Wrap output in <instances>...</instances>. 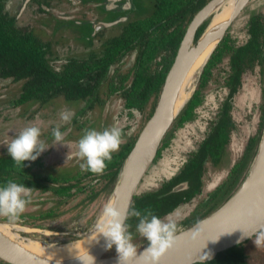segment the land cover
Wrapping results in <instances>:
<instances>
[{
    "label": "rangeland",
    "instance_id": "374dc122",
    "mask_svg": "<svg viewBox=\"0 0 264 264\" xmlns=\"http://www.w3.org/2000/svg\"><path fill=\"white\" fill-rule=\"evenodd\" d=\"M42 1L44 2V0H7L6 9L15 15L16 24L19 27H32L43 39L50 40L49 57L57 67L72 57L83 58L92 52L101 53L104 40L118 34L120 24L130 18L142 17L153 9L155 2V0H131L132 6L120 12L127 16L124 21L112 26L101 27L93 36L92 24L87 23L89 22L87 19L95 18L97 12L94 13V9L97 11L99 6H93V9L90 5L92 2L87 0H48L49 2L44 3L51 6L48 12L47 9V11L41 9L45 6L39 3ZM98 4L101 5V2ZM254 13H259L264 17V0H249L226 29L224 36L228 35L231 45L237 46L249 39V20ZM97 19H99V12L94 22ZM194 43L196 42L193 40L192 44L196 46L197 44ZM135 58V51L128 52L112 67L111 73L116 68L121 72L132 70L136 62ZM262 68V65H256L253 72L246 75L242 87L234 95L231 113L235 128L231 133L230 142L221 163L215 166L208 162L203 177L202 191L192 201L180 205L161 218L164 219L171 215V218L178 224V231L185 228L186 222L192 219L194 214L206 209L208 206L206 200L209 195L225 181L233 164L241 155L248 136L256 131L263 102L264 73ZM228 70L229 57L225 56L223 61L214 68L208 89L198 103L192 106L188 117L178 118L182 112V109L180 110L165 131L156 153L157 158L145 172L136 194L158 189L179 171L199 147L218 119L228 94V86L225 84ZM199 73L196 74L194 90L200 76ZM109 77L102 82L99 88L103 101L96 103L85 113L83 109L86 107L87 100H68L62 96H56L40 105L36 99L22 98L24 80L0 78V154L8 153L7 144L15 139L24 128L37 126L41 129L40 138L48 148L35 160L41 163L36 164L34 170L44 175L51 174L60 177L82 171L79 165L83 161L77 157L76 153L78 151L77 142L83 135L84 129L103 131L115 125L125 132L122 143L129 138L137 139L158 99L151 97L142 111L128 107L120 90H110L120 85L121 75ZM63 111L73 113L70 123L61 121L60 114ZM57 126L64 134L63 145H54L52 130ZM82 183L90 185V188L86 192L69 197L64 204L57 200L58 196L52 191L32 190V203L27 206L20 219L10 221L0 216V223L6 222V224L15 226L13 230L24 238L47 244L61 245L74 239H81L85 232L95 226L111 195V192L106 190L108 179L103 176L88 177L83 179ZM92 190L99 191L98 197L84 205L83 202L86 201H82L84 196L87 197V192ZM222 195L221 192L218 197L221 198ZM47 209H54L53 216L40 219ZM56 213L58 214L55 216ZM132 233L137 248L147 245L146 239L139 237L136 230H132ZM261 233H264V230L244 243L249 264H264V245L257 246L254 243ZM111 254H117L115 246L105 255ZM0 264L11 263L0 257Z\"/></svg>",
    "mask_w": 264,
    "mask_h": 264
},
{
    "label": "trees",
    "instance_id": "16d2710c",
    "mask_svg": "<svg viewBox=\"0 0 264 264\" xmlns=\"http://www.w3.org/2000/svg\"><path fill=\"white\" fill-rule=\"evenodd\" d=\"M6 1L0 0V78L24 80L22 98L36 99L40 105L56 96L68 100H87L83 109L85 113L96 103L103 101L99 90L102 82L109 76L113 77L117 74L121 75V83L110 90H120L128 107L142 111L151 97L158 99L188 25L198 10L209 0H155L151 11L142 17L130 18L120 24L119 33L104 40L101 53L92 52L83 58L72 57L59 67L55 66L49 57L50 40L43 39L32 27H19L15 15L7 11ZM47 2L49 1L44 0L43 4ZM209 21L210 17L197 28L195 42ZM248 30L249 39L237 46L229 43L227 34L223 36L204 65L196 88L178 117L180 119L188 117L192 106L198 103L208 89L214 68L225 56H228L229 70L225 76L228 94L218 119L179 171L158 189L137 193L130 208L134 207L142 212L151 209L155 215L163 218L180 205L192 201L202 191L208 162L215 166L221 163L235 128L231 113L234 95L242 87L246 75L253 72L256 65H262L264 73V17L259 13L252 14ZM131 51L136 52L133 69L121 72L116 68L111 73L112 67ZM156 104L149 117L153 114ZM261 109L258 127L248 136L243 151L233 164L227 178L209 195L206 209L196 213L197 215L194 214L193 218L186 222L185 227L194 224L219 207L246 176L264 131V83ZM135 141L136 138H129L121 144L120 150L113 154L112 162L102 175L108 179L106 190L109 193L113 192L121 166ZM23 163L30 166L18 168L8 153L0 154V186L6 184L8 180H13L34 191H52L58 196L57 200L61 204L66 203L69 197L86 192L90 188V185L82 183L83 179L98 177L87 171L60 177L44 175L34 170L35 165L41 162L24 161ZM185 180L189 183L188 188L176 192L170 191L174 185ZM221 192L223 195L219 198ZM98 193L99 191L95 190L88 191L87 197L84 196L82 200H86L83 204L95 200ZM53 210L47 209L40 219L53 216ZM27 215L31 214L27 213ZM128 223L131 225L130 231L136 230L138 223L136 218H130ZM244 243L218 252L214 259L206 261L205 264H249Z\"/></svg>",
    "mask_w": 264,
    "mask_h": 264
},
{
    "label": "water",
    "instance_id": "95a60500",
    "mask_svg": "<svg viewBox=\"0 0 264 264\" xmlns=\"http://www.w3.org/2000/svg\"><path fill=\"white\" fill-rule=\"evenodd\" d=\"M219 1L222 0H209L192 18L179 45L174 61L166 75L154 112L145 123L131 151L124 160L118 180L113 189V191L116 192L121 186L119 189L120 194L118 203L117 206H115L116 208L119 207L118 210L121 212H127L131 207L137 186L153 162L165 131L188 101L187 99L184 102L169 124L159 132L155 139L153 154L148 166L140 176L134 174L135 176L133 179V173L138 167V160L144 150L145 144L155 126L159 123L160 119L168 109L170 102L174 97V93L182 79L183 69L186 66L185 62L189 58V40L193 42L197 28L206 18L209 17L210 10L219 3ZM248 1L249 0H241L240 4L234 9L223 34L210 51L207 59L200 68L199 74H201L211 53L223 38L226 29ZM118 21L119 19L100 22L96 24V27L99 29L100 27L112 26ZM210 24L211 23L209 22L199 39L194 43L197 44V48H201V45L205 43V35ZM259 150L260 147L258 148L257 153H259ZM257 153L256 155H258ZM254 160L244 179L227 200L194 224L178 231L177 235L179 236V239L177 245L173 249L167 251L160 258L159 264H194L198 261L199 255H204L205 253H211V259L209 260H212L216 257L218 252L238 245L237 240H241V243H244L260 231L264 230V153L255 166H253ZM188 186L189 183L185 180L174 185L170 191H180L188 188ZM113 194H111L110 197H112ZM87 233H89V231L85 232L83 235H86ZM146 246L138 248L137 257L130 260L128 264H142L140 254ZM108 250L109 249L106 248L104 240L88 257L58 264H118V254L105 255ZM0 257L4 258L11 264H32L26 261L16 260L1 250Z\"/></svg>",
    "mask_w": 264,
    "mask_h": 264
},
{
    "label": "clouds",
    "instance_id": "9594fccd",
    "mask_svg": "<svg viewBox=\"0 0 264 264\" xmlns=\"http://www.w3.org/2000/svg\"><path fill=\"white\" fill-rule=\"evenodd\" d=\"M73 117L71 111H63L60 114L61 121L70 123ZM41 129L37 126L24 128L15 139L7 144L8 154L11 156L18 168L28 167L24 161H35L48 146L41 140ZM54 145H63L64 134L60 127L53 128ZM124 132L118 126L105 128L103 131L95 129H84L83 135L77 142V157L83 161L79 167L96 176H102L113 160V154L120 150ZM32 203V188L24 184L8 180L0 186V216L10 221L20 219L29 204ZM130 218H136V233L139 237L146 239L147 246L140 254L142 264H159L160 258L169 250L173 249L179 236L178 224L171 215L161 219L151 209L143 212L134 207L127 212H121L113 204L104 208L102 218L98 219L94 226L99 236L105 239L107 249L115 246L118 254V264H128L130 260L137 257L138 248L134 243V234L130 231ZM242 239V238H241ZM241 243V240H237ZM255 245H264V233L254 240ZM206 246V245H205ZM191 259V258H190ZM211 259V253L199 255L197 264H205Z\"/></svg>",
    "mask_w": 264,
    "mask_h": 264
},
{
    "label": "bare ground",
    "instance_id": "6f19581e",
    "mask_svg": "<svg viewBox=\"0 0 264 264\" xmlns=\"http://www.w3.org/2000/svg\"><path fill=\"white\" fill-rule=\"evenodd\" d=\"M240 2L241 0H222L210 10L209 22L211 24L209 25L205 35V43L201 45V48H197L192 44L191 40H189V58L185 62L186 66L183 69L182 79L174 93V97L170 102L168 109L160 119L159 123L155 126L152 134L145 144L144 150L138 160V167L133 173V179L135 175L140 176L148 166L153 154L156 137L159 132L169 124L176 112L189 98L196 80V74L200 71V68L207 59L210 51L223 34L232 12L240 4ZM259 147L260 150L259 153H257L258 155L255 157L253 166L259 162L262 154L264 153V131ZM119 189L116 192L113 191L111 193L113 194L115 192L112 197L108 199L105 207L109 204L117 206L120 194ZM118 208L119 207H117V209ZM101 218L102 215L99 219ZM13 228H15V226L6 224V222L0 223V250L16 260L26 261L32 264H58L83 259L93 253L95 249H97V247L105 240L102 235L99 236L93 227L91 231H89V233L84 235L81 239H74L75 241L73 240L61 245L47 244L31 238H24L15 232Z\"/></svg>",
    "mask_w": 264,
    "mask_h": 264
},
{
    "label": "flooded vegetation",
    "instance_id": "af4514ba",
    "mask_svg": "<svg viewBox=\"0 0 264 264\" xmlns=\"http://www.w3.org/2000/svg\"><path fill=\"white\" fill-rule=\"evenodd\" d=\"M87 1L92 2L90 4V5H92V8H93V6H97V7L99 6V9H97V11L93 8L94 13L97 12L95 14V18L92 17L93 19H87V20H89V22H87V23L92 24V27H93L92 35L93 36H95V34H97V31L100 30V28H101L100 27L99 29H97L96 24H98L100 22H104V21H113V20H117V19H119V21L114 23V24H117V23L124 21L127 18V16L122 15L120 12L126 10L127 8L129 9L132 6L131 0H115V1L114 0H87ZM100 2H101V5L98 4ZM40 4L42 6L45 5L44 7H46V8L43 7L44 8L43 10H45V11L48 10V12L51 10L50 5L42 4V3H40ZM41 5H40V7H41ZM98 12H99V19H97L96 22H94L98 16ZM108 16H111V18H108Z\"/></svg>",
    "mask_w": 264,
    "mask_h": 264
},
{
    "label": "crops",
    "instance_id": "0c3cea01",
    "mask_svg": "<svg viewBox=\"0 0 264 264\" xmlns=\"http://www.w3.org/2000/svg\"><path fill=\"white\" fill-rule=\"evenodd\" d=\"M115 1V0H114Z\"/></svg>",
    "mask_w": 264,
    "mask_h": 264
}]
</instances>
